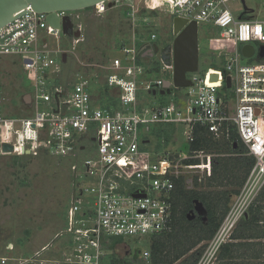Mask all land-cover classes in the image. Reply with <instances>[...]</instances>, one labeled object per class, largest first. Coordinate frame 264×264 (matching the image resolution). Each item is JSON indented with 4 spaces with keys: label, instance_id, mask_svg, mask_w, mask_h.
I'll return each mask as SVG.
<instances>
[{
    "label": "built area",
    "instance_id": "obj_1",
    "mask_svg": "<svg viewBox=\"0 0 264 264\" xmlns=\"http://www.w3.org/2000/svg\"><path fill=\"white\" fill-rule=\"evenodd\" d=\"M157 1L169 5L167 14L173 19L195 21L199 28H217L222 41L236 44L235 52L226 51L222 66L190 77L192 86L184 88L183 98L177 97L178 88L174 87L173 52L168 61L163 59L164 51L161 54L163 70L170 78L157 77L149 65L159 54L155 45L159 29L156 15L149 14L144 0H107L93 7L100 15L121 11L131 33L115 46L123 58L112 57L101 73L96 69L87 75L77 74L70 89L57 81L63 72L55 58L63 51L50 48L44 39H59L63 33L47 23L46 14L28 7L26 13L0 29V56L23 57L25 77L31 83L23 97L27 116H9L7 95L0 84V154L4 155V143L13 145V154L19 157L33 153L36 147L58 158L77 159L89 152L81 163L88 185L79 191L66 216L65 234L78 259L73 264H122L116 257L136 264L130 253L148 262V249L133 252L129 248L120 257L109 244L116 238L150 239L171 232V195L177 181L184 177L192 188L196 178L199 183L210 178L214 159L225 155L204 150L149 151L155 131L161 127H182L186 145L195 143L203 131L214 141L241 142L245 154L255 159L239 201L206 242L197 264H215L227 239H232L238 223L264 191V61L256 60L264 46V20L255 19L253 10L237 15L229 5L233 0ZM70 13L58 14L61 19L69 17L74 25ZM83 38L80 33L76 45ZM249 44L256 55L243 64L239 46ZM213 75L218 77L216 81ZM227 78L231 79L230 88ZM166 82L170 89L161 95ZM163 96L170 100L164 101ZM86 141L94 143L90 151Z\"/></svg>",
    "mask_w": 264,
    "mask_h": 264
},
{
    "label": "rangeland",
    "instance_id": "obj_2",
    "mask_svg": "<svg viewBox=\"0 0 264 264\" xmlns=\"http://www.w3.org/2000/svg\"><path fill=\"white\" fill-rule=\"evenodd\" d=\"M245 1L247 7L254 11V18L264 20V0ZM144 2L149 14L156 15L154 22L158 24L159 29V36L155 41L159 54L149 60V65L155 70L157 77L170 78L171 74L163 70L165 64L161 59L162 52L169 45H173L175 40L174 19L167 14L171 11L170 7L164 1ZM229 5L237 15L245 10L242 0H233ZM70 15L74 20V29L70 35L62 34L59 39L46 36L44 38L50 48L63 51L62 56L55 58L63 72L57 81L67 89L71 88L77 74L87 75L96 69L101 73L112 57L123 58L115 46L131 33L124 14L119 10L100 15L95 8H90L71 12ZM79 30L84 38L76 45L75 34ZM199 48L200 69L197 73L206 75L211 68L224 64L225 54L235 52L236 44L234 41H222L217 28L202 25L199 28ZM239 48L242 50V46ZM64 54L67 55L65 63L62 59ZM256 60L264 61V58L258 57ZM248 61L247 58L243 59V64ZM0 84L7 95L9 116L26 114L23 112L25 109L27 111L23 97L30 91L31 83L25 77L23 57L15 54L0 56ZM96 90L100 92L98 88ZM185 94L184 88L176 90L178 98H183ZM100 98L101 95L98 99ZM161 99L169 101L170 96H163ZM152 141L148 150L154 153L188 152L182 127L159 128L155 131ZM86 143L90 151L94 143ZM88 155L89 152H85L77 159L58 158L41 147H36L33 153L22 157L0 154V264H73L72 261L78 260L74 256L71 238L65 234L66 216L68 209L79 196V191L88 185V180L84 178L81 170V163ZM243 188L244 186L238 195L231 196L230 210L239 201ZM232 189L235 190L236 187L225 182L223 187L216 186L212 192ZM197 217L206 218L204 207L203 212L196 209L191 213L192 220ZM262 226L264 227V223ZM231 241L232 239H227V243ZM257 241H254L257 244L254 248L260 249L262 243ZM112 244H109V249H112ZM149 245L147 238L130 237L113 248L121 257L126 255L129 248L133 252H143L149 249ZM131 254L129 258L135 259L136 264H147L140 259V255L135 258L134 253V257ZM252 254L253 252L239 247V257L236 261L238 264H264L263 254L259 259L253 258ZM215 264L225 263L217 260Z\"/></svg>",
    "mask_w": 264,
    "mask_h": 264
},
{
    "label": "trees",
    "instance_id": "obj_3",
    "mask_svg": "<svg viewBox=\"0 0 264 264\" xmlns=\"http://www.w3.org/2000/svg\"><path fill=\"white\" fill-rule=\"evenodd\" d=\"M235 140L236 138H233V141ZM186 146L192 151H215L225 155L214 159L212 176L201 183L196 178L192 188L186 185L184 177L177 181L171 195L173 229L171 232L157 234L149 239L150 259L147 264L178 262V264H197L203 255L206 242L214 237L228 215L231 196L240 193L255 164V159L245 154L246 148L241 142L236 147L235 143L214 141L205 131L198 133L195 143ZM225 182L232 184L236 189L212 192L216 186L223 187ZM196 201H199L206 210L205 221L198 217L193 220L188 217L195 211ZM263 223L264 191L250 207L247 216L238 224L232 235V241L223 246L218 260L225 264H238L236 260L239 257V247L247 252H253L255 259H259L261 254L264 255ZM255 240H258L257 243H262L260 249L254 248L257 245ZM121 241L123 240L120 238L113 239L110 247L114 249V246ZM115 259L122 264L129 262L125 257Z\"/></svg>",
    "mask_w": 264,
    "mask_h": 264
},
{
    "label": "water",
    "instance_id": "obj_4",
    "mask_svg": "<svg viewBox=\"0 0 264 264\" xmlns=\"http://www.w3.org/2000/svg\"><path fill=\"white\" fill-rule=\"evenodd\" d=\"M107 0H0V29L12 23L17 17L27 12L28 7H31L36 13L46 14L47 23L53 28L61 31L64 35H70L74 29L72 20L69 17L61 19L59 12H75L87 10ZM245 10H250L246 1L242 0ZM173 34L175 40L173 45H169L166 52L164 51L163 59L168 61L169 55L173 52L174 60V75L173 82L175 88H187L192 86L190 74H195L200 69V48H199V27L193 21L176 17L173 20ZM75 36L80 37V31L76 32ZM242 55L251 59L256 55V49L253 45H245L242 47ZM257 57L264 58V46L259 48ZM63 63L67 61V55L64 54ZM218 77L212 76V80L216 81ZM170 83L166 82L165 89L160 91L161 95L167 93L166 88L170 89ZM227 86L231 87V79L227 78ZM156 95V92H153ZM29 98V96H27ZM55 99L59 101V94L55 95ZM27 102V100H26ZM237 147L238 144H235ZM4 155L13 154L14 146L8 143L2 145ZM29 154V152H26ZM140 195H134L139 197ZM203 212V205L195 202V210ZM206 211V210H205ZM191 219V213L188 215Z\"/></svg>",
    "mask_w": 264,
    "mask_h": 264
},
{
    "label": "flooded vegetation",
    "instance_id": "obj_5",
    "mask_svg": "<svg viewBox=\"0 0 264 264\" xmlns=\"http://www.w3.org/2000/svg\"><path fill=\"white\" fill-rule=\"evenodd\" d=\"M155 45H156V43H155ZM167 49H168V47H166L164 51L166 52ZM206 219H207V218H204V221H205Z\"/></svg>",
    "mask_w": 264,
    "mask_h": 264
},
{
    "label": "crops",
    "instance_id": "obj_6",
    "mask_svg": "<svg viewBox=\"0 0 264 264\" xmlns=\"http://www.w3.org/2000/svg\"><path fill=\"white\" fill-rule=\"evenodd\" d=\"M251 10V9H250ZM247 216V215H246Z\"/></svg>",
    "mask_w": 264,
    "mask_h": 264
}]
</instances>
